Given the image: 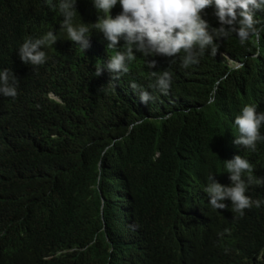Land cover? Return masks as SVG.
<instances>
[{"label":"trees","instance_id":"trees-1","mask_svg":"<svg viewBox=\"0 0 264 264\" xmlns=\"http://www.w3.org/2000/svg\"><path fill=\"white\" fill-rule=\"evenodd\" d=\"M59 4L0 0V72L17 80L15 97L0 94V264H264V140L247 149L253 171L243 173L259 207L229 217L232 206L212 209L205 190L235 117L245 105L264 111V10L258 40L215 37L216 53L188 67L183 51L136 52L125 74L94 77L102 48L114 56L95 26L104 13L76 0L73 24L89 28L82 53L63 38ZM201 16L220 27L214 5ZM48 30L58 40L45 62L23 63L21 45Z\"/></svg>","mask_w":264,"mask_h":264},{"label":"clouds","instance_id":"clouds-1","mask_svg":"<svg viewBox=\"0 0 264 264\" xmlns=\"http://www.w3.org/2000/svg\"><path fill=\"white\" fill-rule=\"evenodd\" d=\"M94 7L104 13L98 19L96 28L103 33L109 42L114 56L111 58L102 48L101 52L89 63V75L98 77L104 72L125 74L128 71L126 62L134 59L135 53L148 56H164L174 58L181 51L182 66L188 67L197 63V54L212 46V53L217 48L215 37H227L235 33L241 43L250 36L258 40L260 29L256 27L259 21L254 19L256 10H264V0H93ZM76 0H60L59 9L64 20L62 27L66 29L63 38L80 52L85 53L89 47V28L85 24L74 26L76 16ZM215 6V15L220 27L210 31V25L201 16L204 9ZM113 10L115 17L110 13ZM58 36L52 30L33 34V39H27L19 49V57L23 63L40 66L46 60V53L57 42ZM151 67L156 66L152 60ZM242 66V65H241ZM171 75L164 71L157 79L162 91L169 88ZM214 87L209 104L215 102ZM17 80L8 69L0 72V94L6 97L17 95ZM148 94L142 93V99L147 100ZM258 105H245L241 113L235 117L238 127L236 136L232 135V147L228 155L221 158V168L208 176L206 192L212 209H226L225 200H230L235 208L232 217L242 216L246 211L259 207L261 202L253 196L252 187L257 181L244 172H252L253 164L246 152L256 150L264 125V111L257 110ZM107 151V149H105ZM252 164V165H251ZM258 183L264 186V177ZM251 186V187H250Z\"/></svg>","mask_w":264,"mask_h":264},{"label":"bare ground","instance_id":"bare-ground-1","mask_svg":"<svg viewBox=\"0 0 264 264\" xmlns=\"http://www.w3.org/2000/svg\"><path fill=\"white\" fill-rule=\"evenodd\" d=\"M224 203L225 204H227V206H232L230 209H229V211L227 212V215L229 216V217H232L234 214H235V208L233 207V205H232V203H231V201L230 200H225L224 201Z\"/></svg>","mask_w":264,"mask_h":264}]
</instances>
